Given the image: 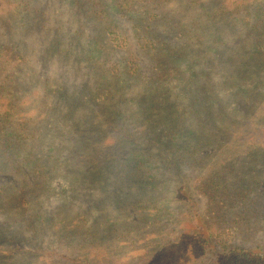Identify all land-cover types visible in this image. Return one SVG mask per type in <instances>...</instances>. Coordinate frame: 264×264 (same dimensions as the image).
<instances>
[{"label": "trees", "instance_id": "obj_1", "mask_svg": "<svg viewBox=\"0 0 264 264\" xmlns=\"http://www.w3.org/2000/svg\"><path fill=\"white\" fill-rule=\"evenodd\" d=\"M42 1L0 0V34L7 39L0 42V176L17 178L0 184L1 226L46 224L42 203L34 197L47 190L57 165L68 169L64 178L80 184L92 176L104 179V166L110 165L114 187L104 199L111 202L101 200V208L140 210L143 222L150 218L158 224L160 209L136 199L123 184L139 180L153 189L172 182L180 204L172 222L179 236L193 243L196 258L264 264V244L247 242L264 219V0H72L78 16L74 29L68 28L77 39L46 40V60L55 50L58 65L77 56L96 72L101 82L96 86L89 75L70 85L58 69L38 82L32 60L15 39L10 42L24 15L30 18L26 28H35L33 21L46 11ZM171 2V11H164ZM82 11L96 17L92 34L84 32ZM172 35L176 38L169 41ZM115 52L122 54V65ZM138 52L150 56L154 72L143 73ZM133 82H141L139 102H146L127 119L112 113L120 111L102 99L109 95L99 87L124 101ZM31 97L40 107L24 106ZM85 104L90 111L77 116ZM145 127L157 136L149 140L154 155L139 148L142 136L135 134H145ZM212 166L234 174L244 166L258 170L241 175L244 183L231 184L211 169L199 172ZM197 196L206 200L202 208ZM87 203L78 220L61 214L54 226L84 227L95 205ZM28 210L30 216L20 223L18 217ZM4 232L0 243L21 233Z\"/></svg>", "mask_w": 264, "mask_h": 264}, {"label": "rangeland", "instance_id": "obj_2", "mask_svg": "<svg viewBox=\"0 0 264 264\" xmlns=\"http://www.w3.org/2000/svg\"><path fill=\"white\" fill-rule=\"evenodd\" d=\"M46 10L45 13L38 19L33 21L35 28L29 30L26 28V23L29 21V17L22 19L21 24L16 23L17 28L11 33L13 40L19 44V49L27 54L36 69V77L42 80L46 76L51 75V70L58 69L59 75L63 73L67 74L71 79L70 85L78 83V85L90 76L91 86H96L101 83L97 81L94 70L89 69V64L84 60L78 62L77 56L71 57L70 61L65 65L57 64L58 50H55L54 57H50L48 61L47 50L45 49V41H51L52 38L57 40L65 39L70 43L75 42L74 33L68 28L70 24L73 25L76 20L75 7H73L72 0H43L42 1ZM41 3V4H43ZM168 4L163 10L171 11V5ZM88 5V4H87ZM89 6H87V9ZM82 19L85 22L84 32L92 34L95 30L94 24L96 17L92 14H87L82 11ZM115 16H119V13H114ZM124 21V17H121ZM189 18L184 16V22L188 26L190 24ZM42 23L41 28H36ZM212 29H216L217 24ZM176 37L172 35L168 40H174ZM8 39H10L8 37ZM232 39V37H231ZM6 37L0 34V42H6ZM85 43L83 39H80L79 44ZM86 44V43H85ZM233 45V44H232ZM76 46V45H73ZM214 47V44L212 45ZM234 47V45L232 46ZM76 50V49H74ZM136 50V49H135ZM137 51V50H136ZM201 48L197 52V55L201 54ZM76 54V53H74ZM52 54H49V56ZM86 52H80L81 57H85ZM140 61L142 62L143 73L149 74L155 71L153 62L150 61V56L138 52ZM122 54L115 52L114 58L117 59L122 65L120 60ZM206 64V63H205ZM25 67V66H24ZM90 71V72H89ZM174 83V82H171ZM140 85L141 82H133L132 85L125 90L123 96L124 101H118L119 95L112 94L109 90H104L106 87H99L100 91L105 95L107 104L113 105L120 112L113 111L116 115L121 114L123 118H131L132 112L136 109H140L145 104L146 100L140 101ZM104 86V84H102ZM211 87V85H210ZM103 95V96H104ZM30 98L24 106L28 109L40 107L39 103ZM118 102V104H116ZM101 104V102L99 101ZM89 104V103H88ZM82 106V105H81ZM88 105L85 104L81 107L77 116H80L90 111ZM113 110V109H109ZM133 128H135L133 126ZM133 128H131L133 130ZM147 129V127H145ZM48 132L52 127L48 124L45 128ZM45 131V130H44ZM147 129L143 135L135 134L136 136H142L139 140V148L145 150H151L150 154L154 155V147L149 145V140H153L157 136ZM61 137L56 139V143ZM152 142V141H151ZM78 146V145H77ZM149 153V152H148ZM57 172L51 177L47 183V190L40 192L34 198H38L41 201V212L45 213L46 224L38 225L34 227H24L21 223L22 218H26L29 215V210L22 216L18 217L20 224L12 225V228L6 229L0 224V231L5 230L4 233L10 234L15 230L11 239V242L0 243V264H211L213 258H196L194 254V246L185 235L179 236L176 226L173 224V217L180 209V204L175 200L173 195L172 182H167L166 187H161L165 182H161V185H157L154 188H147L144 183L139 180H131L123 186L128 190V193L136 196V199H146L160 209V223L150 221L143 222L141 219L142 213L140 210H136L127 214V209H103L100 207V201L104 203H110L111 200L104 199L111 194L113 190V166H104V179L99 176H92L87 183H72L68 181L67 177H63L65 173H69L63 165H57ZM99 169V166L94 167ZM200 169V173L208 171L219 174H224L223 179L233 183H244V179H240L241 175H249V177L258 170V167L244 166L239 173L234 174L231 172H224L217 166L206 167L204 170ZM264 169V168H263ZM52 173V172H51ZM54 173V172H53ZM140 173V172H139ZM188 175H191V170L188 169ZM30 179H34L33 175L29 176ZM17 178L15 175L0 176V184L8 185L15 182ZM244 180V181H243ZM246 181H249L247 179ZM264 184V182H263ZM155 189V190H154ZM127 192V191H126ZM73 195V197H72ZM199 208H202L206 200L202 196H197ZM87 202H91L94 207L90 215L88 214L89 222L84 227L79 229L65 230L66 226L60 225L54 226L57 222L56 218L61 214H67L68 217L75 216L78 218L79 212L84 215V210L87 207ZM96 202V203H95ZM79 207V208H77ZM77 210V213H73ZM177 210V211H176ZM3 215L0 214V220ZM50 220V221H49ZM95 221V224L93 223ZM84 224V223H82ZM14 227V228H13ZM256 232L248 238L247 242L264 244V219L260 221ZM36 228V232L33 231ZM70 228V226H67ZM87 228V229H86ZM91 232V234H90ZM6 235V237H11ZM3 252V253H1Z\"/></svg>", "mask_w": 264, "mask_h": 264}]
</instances>
